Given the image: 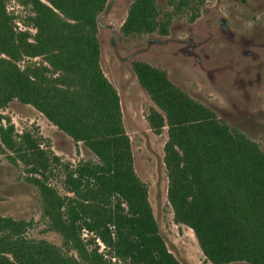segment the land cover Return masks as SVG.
<instances>
[{
  "label": "trees",
  "instance_id": "1",
  "mask_svg": "<svg viewBox=\"0 0 264 264\" xmlns=\"http://www.w3.org/2000/svg\"><path fill=\"white\" fill-rule=\"evenodd\" d=\"M26 2L35 13L34 40L30 30L14 29L0 0V146L18 152L41 174L33 180L42 190L45 215L79 256L28 239L25 221L1 216L0 264H124L98 247L89 249L83 230L128 264H181L167 248L147 186L134 170L120 96L100 65L98 14L107 0ZM160 12L156 0H134L122 28L163 30L167 22ZM36 55H44L48 66H20L22 57ZM135 70L158 106L150 120L155 128L169 127L165 162L177 220L194 229L214 263L264 264V150L193 99L164 69L139 60ZM14 98L34 105L96 154V161L78 164L66 177L71 197L45 178L58 155H49L28 134L18 142L14 125L2 122L1 108Z\"/></svg>",
  "mask_w": 264,
  "mask_h": 264
},
{
  "label": "rangeland",
  "instance_id": "2",
  "mask_svg": "<svg viewBox=\"0 0 264 264\" xmlns=\"http://www.w3.org/2000/svg\"><path fill=\"white\" fill-rule=\"evenodd\" d=\"M133 1L107 0L98 14L100 65L120 96L134 170L147 186L160 233L181 264H251L214 263L204 253L194 229L177 220L168 195L165 162L169 127L165 124L155 128L150 120L152 110L158 106L141 84L135 62L145 61L164 69L170 80L193 99L210 107L219 119L264 150V0H184L188 4L181 5L179 0H156L166 28L125 33L122 27ZM4 2L14 29L30 30L34 40L37 29L32 24V6L26 0ZM47 63L44 55L19 60L22 68L35 65L42 69ZM1 114L5 125H14L18 142L28 134L49 155H58L59 161H53L45 178L61 195H74L68 190L66 177L78 164L96 161L93 150L34 105L18 98L2 106ZM34 167L1 144L0 217L23 220L28 239L46 240L64 253L79 256L45 215L42 190L33 180L41 174ZM82 237L89 249L98 247L108 259L128 264L87 230H83Z\"/></svg>",
  "mask_w": 264,
  "mask_h": 264
}]
</instances>
